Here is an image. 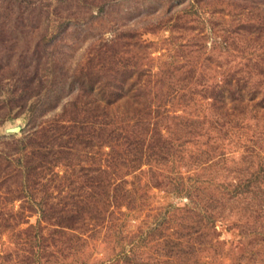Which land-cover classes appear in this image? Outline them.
I'll use <instances>...</instances> for the list:
<instances>
[{
    "label": "rangeland",
    "instance_id": "obj_1",
    "mask_svg": "<svg viewBox=\"0 0 264 264\" xmlns=\"http://www.w3.org/2000/svg\"><path fill=\"white\" fill-rule=\"evenodd\" d=\"M0 264H264V0H0Z\"/></svg>",
    "mask_w": 264,
    "mask_h": 264
}]
</instances>
